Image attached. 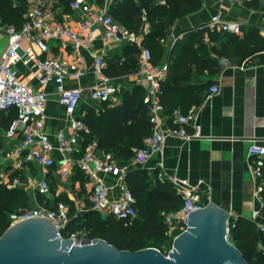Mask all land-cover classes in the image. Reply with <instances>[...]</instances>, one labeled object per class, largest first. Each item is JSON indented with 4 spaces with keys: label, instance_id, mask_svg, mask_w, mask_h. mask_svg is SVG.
I'll return each instance as SVG.
<instances>
[{
    "label": "built area",
    "instance_id": "1",
    "mask_svg": "<svg viewBox=\"0 0 264 264\" xmlns=\"http://www.w3.org/2000/svg\"><path fill=\"white\" fill-rule=\"evenodd\" d=\"M112 2L113 0H100L101 9L93 12V20L80 21L82 36L67 24L55 19L39 0H29L25 19L20 28L0 21V38L7 37L0 54V113L8 111L11 107L16 108V116L8 125L5 127L0 125V137L17 138L16 144L4 154L12 161L10 172H13V175L6 182L7 186L31 187L41 194L48 193L51 190L48 171L54 165V154L59 153L61 158L58 166L62 178L68 177L74 169H78L89 179V202L92 209L118 218H131L137 212L133 204L135 198L125 183V172L130 168L129 163H119L111 152L99 150L96 140H91L79 148L83 133L88 131L87 125L80 118L81 113L78 112L83 88L80 85L67 87L66 80L79 79L84 74L81 62L77 59L68 63L58 57L42 56L49 50L48 40L51 39L69 40L75 50L80 46H87L96 34L95 22L100 24L102 38L105 41L139 45L137 32L128 29L110 15L109 8ZM67 5L73 10L91 9L87 0H68ZM208 26L230 32L240 31L238 21L224 20L219 14L211 16ZM19 64L28 68L38 85L54 84L58 99L65 106L68 126L71 130L69 134L59 130L51 135L46 130L48 118L46 93L44 89H35L29 81L19 75L16 66ZM104 66L105 56L96 54L92 72L98 82L90 87L89 101L92 104L111 101L121 93V86L111 82L103 73ZM166 71L167 63L162 66L153 64L150 50L141 47L137 68L138 82L144 86L143 101L150 107L153 127L145 144L135 149L132 160L137 166H143L151 156L159 152L167 136L188 140L200 134L199 126L196 124L195 108H189L184 113L177 112L172 118V123L165 128L162 127L164 108L158 97L159 79L166 74ZM218 89L217 84H211L207 96L216 93ZM187 124H192L194 131H188ZM247 157L254 184L253 197L259 208H263L264 179L261 168L264 164V145L256 141L250 142L247 147ZM35 164L41 166L42 171V177L36 182L30 175L31 168ZM19 171L23 172V176ZM9 173L1 174L0 183H4ZM173 182L183 202L179 210L166 213L165 218L170 229L178 230L174 235L176 236L186 228L188 214L210 202L211 187L203 186L201 190L198 186L189 185L184 179H176ZM68 211L69 204L63 201H57L52 206L36 204L19 212H11L10 224L33 216L45 217L54 225L57 238L68 237L80 244L86 240L83 233L75 231L69 236H64L62 233L68 221ZM257 215L258 209L253 210L252 219ZM256 225L258 228H264L260 222Z\"/></svg>",
    "mask_w": 264,
    "mask_h": 264
},
{
    "label": "trees",
    "instance_id": "2",
    "mask_svg": "<svg viewBox=\"0 0 264 264\" xmlns=\"http://www.w3.org/2000/svg\"><path fill=\"white\" fill-rule=\"evenodd\" d=\"M257 2L250 1L253 5ZM28 3L29 0H0V21L20 28ZM201 5L202 0H115L109 13L130 29L142 31L141 46L150 50L151 61L157 64L164 50L161 39L165 38L168 28ZM146 22L149 24L147 31L143 29ZM241 28L239 35L202 24L187 27L181 36L176 35L170 48L167 73L159 79L158 97L166 114H171L178 105L184 113L191 105L201 103L204 98L201 92L206 84H190L189 81L194 73L215 75L220 57L235 58L238 63L264 64V35L252 24ZM140 51L141 47L135 43L124 42L120 52L108 59L107 72L119 75L136 71ZM213 81L209 80L208 84ZM144 94V86L134 83L121 90L119 103L103 102L98 112L95 106L82 104L84 113L80 118L88 131L83 133L81 144L96 140L99 150L111 152L119 163H128L135 149L143 146L152 132L151 110L143 101ZM15 115V107L2 111L0 125L7 126ZM261 169L264 178V164ZM19 172L23 176V172ZM125 183L135 198L133 204L137 213L131 218H118L94 210L88 199L84 208L76 209L65 193L57 196L56 201L69 204L63 235L79 231L86 238H102L119 249L134 251L153 246L166 254L178 230L168 234L165 214L179 210L183 202L176 184L156 175L153 178L140 167L125 172ZM28 207L26 189L0 183V235L10 224V213ZM229 235V241L237 246L248 264H264V228H258L252 219L243 216L230 217Z\"/></svg>",
    "mask_w": 264,
    "mask_h": 264
},
{
    "label": "crops",
    "instance_id": "3",
    "mask_svg": "<svg viewBox=\"0 0 264 264\" xmlns=\"http://www.w3.org/2000/svg\"><path fill=\"white\" fill-rule=\"evenodd\" d=\"M99 1L87 0L91 9L81 11L69 8L68 0H39L55 19L67 24L80 36L83 34L80 21L93 20V12L101 7ZM250 1L202 0L199 9L175 20L168 28L165 38L161 39L164 48L163 55L156 65L162 66L167 63L168 69L170 48L176 35L181 36V32L187 27L202 24L208 26V22L214 14H219L224 20L240 23V31L231 33L241 35V27L252 24L257 26L260 33L264 35V0H258L256 5L251 4ZM112 3H115V0ZM113 18L127 27L120 20ZM94 25L97 31L87 46L83 45L75 50L73 43L69 40L51 39L48 40L49 50L42 55L58 57L68 63L77 59L81 62L84 74L79 79L66 80L67 87L80 85L83 88L78 105V112L81 115L84 113L81 109L82 104H91L98 112L103 103L92 104L89 101L90 87L98 82L92 72L96 54L105 56L103 73L110 78L111 82L119 84L121 90L125 87L129 88L134 83H139L137 70L119 75L107 72L108 59L114 53L120 52V47L124 42L105 41L102 38L100 24L95 22ZM143 29L145 31L149 29L148 22L145 23ZM141 32H137L140 44L136 45L139 47H143L141 46L143 36ZM204 41H207L206 36H204ZM218 62L219 69L215 75L194 73L189 81L190 84H206L201 92L204 96L201 103L189 107L197 110L196 124L199 126V136L188 140L167 136L162 149L151 156L143 166L134 164L133 157L128 163L130 168H145L153 178L156 175L160 179L167 178L172 182L176 179H184L189 185L198 186L201 190L203 186H210V201L225 209L230 217L243 216L252 219V211L258 209V215L252 220L256 224L260 222L264 225V207L259 208L253 197L254 184L247 157V147L250 142L256 141L264 145V64L238 63L235 58L229 59L225 56L220 57ZM16 66L19 75L24 80L29 81L35 89H44L46 93V113L48 115L46 130L51 135L59 130L69 134L71 130L68 126L65 106L60 103L54 84L40 86L30 75L27 67L21 64ZM209 80H214L211 84H217L219 89L216 93L207 96L208 88L211 85L208 84ZM50 96L54 97L48 99ZM120 100L121 95L119 94L108 102L112 105L119 103ZM180 110L181 107L178 105L171 114H166L163 111L162 127L165 128L171 124L173 116L177 112H181ZM186 128L190 132L194 131L192 124H187ZM16 141V137L13 139L0 137V176L8 174L11 170L12 161L7 159L4 154L16 144ZM79 148H82L81 142ZM54 158V165L48 171L51 190L46 194H41L32 190L31 187L24 188L29 195L30 207L41 203L52 206L57 202L56 197L65 193L74 202L76 209L84 208L85 200H89V179L78 169H74L68 177L62 178L58 166L61 155L55 153ZM12 175L13 172H10L9 175L4 176V184L9 181ZM30 175L33 181H38L42 177L41 166L33 165ZM173 231L169 228L168 234L170 235Z\"/></svg>",
    "mask_w": 264,
    "mask_h": 264
},
{
    "label": "water",
    "instance_id": "4",
    "mask_svg": "<svg viewBox=\"0 0 264 264\" xmlns=\"http://www.w3.org/2000/svg\"><path fill=\"white\" fill-rule=\"evenodd\" d=\"M7 37L0 38V54ZM229 213L210 201L192 210L186 228L174 236L167 254L153 246L119 249L102 238L75 243L59 239L48 218L14 222L0 235V264H248L229 241Z\"/></svg>",
    "mask_w": 264,
    "mask_h": 264
},
{
    "label": "rangeland",
    "instance_id": "5",
    "mask_svg": "<svg viewBox=\"0 0 264 264\" xmlns=\"http://www.w3.org/2000/svg\"><path fill=\"white\" fill-rule=\"evenodd\" d=\"M54 96H50L48 99H51V98H53Z\"/></svg>",
    "mask_w": 264,
    "mask_h": 264
}]
</instances>
